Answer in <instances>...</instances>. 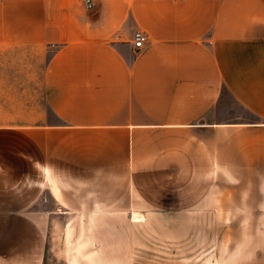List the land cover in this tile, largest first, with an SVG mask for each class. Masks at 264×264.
<instances>
[{"label":"crops","instance_id":"crops-1","mask_svg":"<svg viewBox=\"0 0 264 264\" xmlns=\"http://www.w3.org/2000/svg\"><path fill=\"white\" fill-rule=\"evenodd\" d=\"M8 46L52 54L0 111V264H264V0H0Z\"/></svg>","mask_w":264,"mask_h":264},{"label":"rangeland","instance_id":"rangeland-1","mask_svg":"<svg viewBox=\"0 0 264 264\" xmlns=\"http://www.w3.org/2000/svg\"><path fill=\"white\" fill-rule=\"evenodd\" d=\"M51 54V50L40 51L31 46L0 48V111H9L12 122L17 120L18 103L22 96L31 101L34 94L43 93L45 67ZM43 203L47 206L55 205L51 198ZM155 253L161 254L162 251ZM168 258L170 260H156L150 264H199L188 258Z\"/></svg>","mask_w":264,"mask_h":264},{"label":"built area","instance_id":"built-area-1","mask_svg":"<svg viewBox=\"0 0 264 264\" xmlns=\"http://www.w3.org/2000/svg\"><path fill=\"white\" fill-rule=\"evenodd\" d=\"M149 36L146 32L142 31V30H138L135 32L134 34V45L138 50H141L146 42L148 41Z\"/></svg>","mask_w":264,"mask_h":264},{"label":"bare ground","instance_id":"bare-ground-1","mask_svg":"<svg viewBox=\"0 0 264 264\" xmlns=\"http://www.w3.org/2000/svg\"><path fill=\"white\" fill-rule=\"evenodd\" d=\"M138 217V216H137Z\"/></svg>","mask_w":264,"mask_h":264}]
</instances>
